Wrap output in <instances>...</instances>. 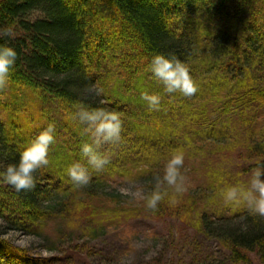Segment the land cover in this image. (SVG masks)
I'll return each mask as SVG.
<instances>
[{
  "label": "trees",
  "instance_id": "1",
  "mask_svg": "<svg viewBox=\"0 0 264 264\" xmlns=\"http://www.w3.org/2000/svg\"><path fill=\"white\" fill-rule=\"evenodd\" d=\"M0 46L17 52L0 86V173L55 126L34 187L17 191L0 175V264H38L3 240L9 230L40 236L59 221L93 239L136 218L179 220L216 238L234 263L252 253L264 262V215L242 196L226 203L227 190H246L264 162V0H0ZM156 54L183 62L196 93H168L150 71ZM145 92L161 96L158 108ZM80 105L118 111L122 121L118 141L93 144L109 162L89 165L86 185L67 174L95 139L73 118ZM178 153L179 191L163 179ZM119 181H143L146 199L123 206L95 191Z\"/></svg>",
  "mask_w": 264,
  "mask_h": 264
},
{
  "label": "rangeland",
  "instance_id": "2",
  "mask_svg": "<svg viewBox=\"0 0 264 264\" xmlns=\"http://www.w3.org/2000/svg\"><path fill=\"white\" fill-rule=\"evenodd\" d=\"M96 188L123 206L146 199L148 192L143 181L110 182ZM51 225L40 236L9 230L3 240L25 250L38 264L50 258L52 264H264L256 253L249 255L247 263H234L216 238H207L176 219H131L125 227L109 228L93 239L84 237L75 224H70V230L59 221Z\"/></svg>",
  "mask_w": 264,
  "mask_h": 264
},
{
  "label": "clouds",
  "instance_id": "3",
  "mask_svg": "<svg viewBox=\"0 0 264 264\" xmlns=\"http://www.w3.org/2000/svg\"><path fill=\"white\" fill-rule=\"evenodd\" d=\"M4 35L11 37L14 33L11 28H7L4 30ZM16 58L17 52L14 47L0 46V86L8 82ZM150 71L158 81L164 84L168 93L179 91L185 96H191L197 91L189 68L179 59L156 54L152 57ZM89 90H94L98 96L106 93L104 87H96L95 85ZM143 99L150 109H156L160 106L161 96L159 94L145 92ZM73 118H78L81 124H86L85 131L95 136L93 143L82 145L81 160L72 163L67 169V174L73 182L86 185L90 180L88 166L100 170L109 162L107 156L98 152L93 144L98 146L102 142L118 141L121 138L122 121L118 111L87 105L78 106L77 111L73 113ZM54 133L55 126L50 123L23 150L19 162L10 164L3 173H0L3 179L13 185L17 191L35 186L33 173L36 169L48 164V151L49 146L54 142ZM85 158L86 164L82 162ZM182 165L183 155L174 154L166 165L163 177L169 185H177L178 191L180 190L178 181L183 180L180 174ZM262 176H264V162L258 161L250 186L246 190L238 187L229 188L226 192V203L239 202L242 196L254 212L264 215V179ZM161 199L162 195L156 191L148 198L147 206L155 209Z\"/></svg>",
  "mask_w": 264,
  "mask_h": 264
}]
</instances>
